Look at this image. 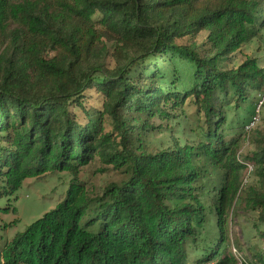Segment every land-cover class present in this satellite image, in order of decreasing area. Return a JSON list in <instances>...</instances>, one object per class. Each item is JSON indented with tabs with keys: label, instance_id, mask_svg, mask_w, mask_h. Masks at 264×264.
Segmentation results:
<instances>
[{
	"label": "trees",
	"instance_id": "obj_1",
	"mask_svg": "<svg viewBox=\"0 0 264 264\" xmlns=\"http://www.w3.org/2000/svg\"><path fill=\"white\" fill-rule=\"evenodd\" d=\"M263 32L264 0H0V198L73 176L0 264H240L230 222L245 173L264 243V137L239 155L264 68H229ZM186 103L193 141L152 150ZM96 158L122 176L102 194L79 182ZM251 255L264 264V248Z\"/></svg>",
	"mask_w": 264,
	"mask_h": 264
},
{
	"label": "rangeland",
	"instance_id": "obj_2",
	"mask_svg": "<svg viewBox=\"0 0 264 264\" xmlns=\"http://www.w3.org/2000/svg\"><path fill=\"white\" fill-rule=\"evenodd\" d=\"M207 34L208 32L204 31L196 39H186L181 42L190 43L193 41L201 44L205 42ZM246 59H258L260 66L264 68V32L260 39L253 40L231 56L232 62L229 64V68H237ZM257 97L256 102L261 100V94ZM187 104L177 111L171 110L173 115H177L175 122H179L180 127L178 124L175 125L174 132L171 134L172 137L169 133L153 135L151 137L152 150L157 151L171 146L173 139H177L181 144H190L193 141L194 132L192 131H195L197 127L195 121L197 117L193 116L197 108ZM182 108L185 110L181 111ZM156 124L163 126V129H166L168 125L162 120H157ZM104 125L108 130V120L105 121ZM259 137H264V110L261 113L260 122L257 123L255 131L247 138L246 143L243 144L239 155L246 157L257 152V138ZM248 175L249 173L244 174L243 192L234 204L230 233L233 253L236 255L234 250H238L237 256L241 260L245 258L247 263L251 264L254 263L251 253L256 254L263 251L264 243L259 233L261 227L258 226V212L248 207L246 201V198L249 197L250 188L255 187L258 178L254 174ZM121 178L120 174L105 165L100 158H96L90 165L83 168L79 182L89 191L102 194L107 185L111 182H118ZM246 180L247 183H245ZM72 181L73 176L69 173L30 178L10 199L8 197L0 198V248L4 246L6 240H11L18 233L24 232L31 224L53 210L64 199ZM189 252L192 258L197 256L192 250Z\"/></svg>",
	"mask_w": 264,
	"mask_h": 264
},
{
	"label": "built area",
	"instance_id": "obj_3",
	"mask_svg": "<svg viewBox=\"0 0 264 264\" xmlns=\"http://www.w3.org/2000/svg\"><path fill=\"white\" fill-rule=\"evenodd\" d=\"M264 103V95L261 96V100L259 101L258 105H257V109H256V116L253 118L251 124L248 126L247 129H252L254 128L258 122H260L261 120V106ZM252 170V167H250V172ZM245 183H247V180L245 181ZM236 252V257L239 259L240 263H241V259L240 257L237 256V250H234Z\"/></svg>",
	"mask_w": 264,
	"mask_h": 264
}]
</instances>
